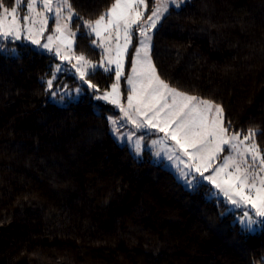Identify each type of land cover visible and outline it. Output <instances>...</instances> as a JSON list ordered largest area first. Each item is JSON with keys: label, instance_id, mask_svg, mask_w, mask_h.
I'll return each instance as SVG.
<instances>
[{"label": "trees", "instance_id": "trees-1", "mask_svg": "<svg viewBox=\"0 0 264 264\" xmlns=\"http://www.w3.org/2000/svg\"><path fill=\"white\" fill-rule=\"evenodd\" d=\"M70 2L80 17L75 51L98 62L81 22L115 0ZM151 58L172 87L219 103L233 131L264 132V0L172 8ZM57 62L29 44H0V264H264V227L242 229L209 186L185 188L147 151L137 159L111 133L106 114L117 112L88 95L51 102L44 79ZM87 78L104 92L115 73ZM255 139L264 150V135Z\"/></svg>", "mask_w": 264, "mask_h": 264}, {"label": "snow or ice", "instance_id": "snow-or-ice-1", "mask_svg": "<svg viewBox=\"0 0 264 264\" xmlns=\"http://www.w3.org/2000/svg\"><path fill=\"white\" fill-rule=\"evenodd\" d=\"M148 2L149 0H115L95 21L83 20L82 26L90 29L96 37L101 38L102 33L108 34L103 37L100 46L104 48L107 64L115 65L116 82L111 85V91H105L97 99L119 107L127 121L137 130L148 128L163 133L152 144L159 145L167 159L176 164L187 187L195 190L207 180L218 190L217 195L222 193L228 203L237 207L250 206L256 218H264V150L255 139L257 135H264V132L252 128L246 134L233 131L231 121L226 119L225 110L219 103L181 91L161 79L149 55L151 37L148 32L156 28L157 23L168 12L170 2L179 7L184 0H155L151 14L144 20ZM21 3L22 0H13L12 6H6L0 0V40L25 38L40 45L39 37L46 30L49 14L54 13V31L59 35L55 38L49 35L48 43L41 47L52 51L51 45L54 39L57 40L59 43L55 48V55L62 61L71 62L75 59L77 64L73 67L80 73V79L88 87L97 89L96 85L85 80V67H103L105 71L112 69L104 65L103 57L101 63L95 65L83 55H74L70 38L75 37L76 32L70 30V23L74 16L77 19L80 17L73 10L70 0H26L27 12L22 16L19 11ZM134 27L139 30L143 40L140 42L141 46L135 49V56L131 60L132 74L126 77L130 91L125 107L120 103V79ZM113 32L118 41L114 55L111 54L113 50L104 46L103 42L110 40ZM121 38L123 44L119 43ZM61 46L65 50L62 51ZM61 70L57 65L56 71ZM47 83L51 89L53 81L49 80ZM110 122L114 125L117 123L115 120ZM127 138L131 140L132 135L129 134ZM169 141L173 143L169 144ZM225 151L229 154L221 156ZM136 152H140L139 139L136 141ZM159 154L158 152L157 155ZM218 159H222V163L213 167ZM209 170L211 174L205 175ZM257 222L258 219H253L249 211L243 212L241 223L251 228ZM259 222L264 224V219H259Z\"/></svg>", "mask_w": 264, "mask_h": 264}, {"label": "rangeland", "instance_id": "rangeland-1", "mask_svg": "<svg viewBox=\"0 0 264 264\" xmlns=\"http://www.w3.org/2000/svg\"><path fill=\"white\" fill-rule=\"evenodd\" d=\"M188 1L189 0H184V2L181 3L179 7H177L176 4L170 2L168 5V12L172 8H181ZM154 5H155V1H154ZM154 5L152 7H154ZM152 7L150 6V3L148 2V8L144 10V12H145V15L143 18L144 20H146L147 16L151 14ZM38 10H40L39 5H38ZM19 11H20L21 16L23 14H26V12H27L26 0H22L21 7H20ZM167 13L165 14V16L167 15ZM66 14H67V12L65 10V15ZM164 17L157 23L156 28L151 29L148 32V35L151 37V40L149 41V46H150L149 47V55H150V57H151L152 40H153L154 33H155L156 29L158 28V26L161 24ZM75 18L76 17L74 16L72 22L70 23V30L73 32H76V36H77L78 30H76L73 27V21L75 20ZM81 24H83V21L81 22ZM37 27H38V25H37ZM54 28H55L54 13H51V14H49V22H48V25L46 27L45 32L43 33L42 36L39 37L40 45L33 44V43H31V41L29 39H25V38H22L20 40H14V41L11 39L0 40V44L3 41H13V42L25 43V44L31 45L33 48H35L38 51L53 55L58 60V62L54 66V70H53L52 75L50 77H47L46 79H44V81L46 82V87H47V91L49 93V99L51 102H53L59 106H67L68 104H70L72 102L80 101L85 95H88L93 101H95L99 105L106 106V107L113 109L118 114L107 113L106 116H107L109 124H110L111 133H112L113 137L117 140V142L120 145H127L129 147V149L132 151V153L134 154V156L139 160H143L145 158V152L147 151L151 155L152 160L155 163L163 164V166L165 168L169 169L170 171H172L175 174L177 179L184 185L185 188L192 190L185 185L183 178L180 177L179 170L176 167V164L173 161H169L167 159V156L164 154L163 151H161V148L159 145H153L152 144V141L157 140L160 137H162L163 133H158L155 131V129H148V128L137 130L132 123L127 121V118L120 111L119 107H117L116 105H113V104H111L105 100L97 99V97L101 96L105 91L100 92L97 90L98 88L97 89L90 88V87H88V84L84 82V80L80 79V73H78L76 71V69L73 67V65L77 64V61L75 59H72L71 62L62 61L60 59V57H57L55 55V48H56L57 44L59 43L57 40L54 39L53 44L51 45L52 51H48L47 49H44L41 47V45L48 43L47 37L49 35L54 36V38L59 35L58 33H55ZM85 30H86V32L89 33L90 36L93 37V41H95V43L92 42V45L100 50L102 57L104 58V60H103L104 65L112 69V71H105L103 67H97V68L93 69L91 67L86 66L84 69L85 72L87 73L85 76V80L89 81L87 76L91 72H94L95 70H98V69L104 70L105 72H114L115 73V65L114 64H112V65L107 64V57L105 56L104 48L100 46L103 37H106L108 34L102 33V37L98 38V37H96L95 33L90 32V29L85 28ZM76 36L71 37L70 39H72V51H73L74 55L78 56L81 54H78L75 51ZM141 40H143V37H141L139 30L135 29V27H134L132 42L129 45L127 53L125 54V57H124L123 75L121 76V79H120V91H121L120 103L122 105H124L125 107H127V97H125V94H124V87H123V81L124 80L126 81V88H127L128 94L130 91V86L127 84V80H126V67H127V59H128L127 57H128V54H129L131 48L134 45V42L137 41L139 43V45L137 47V48H139L141 46V43H140ZM103 42H104V46L110 47L113 50V52L111 54L114 55V50H115L116 44L118 42L116 40L115 32H113L110 40H104ZM119 43L123 44L122 38L119 40ZM61 49H62V51L65 50L63 46H61ZM13 53L15 54L16 52L14 51ZM85 59L90 61L92 64H95V65H99L101 63V60H102V58H101L100 61L95 62V61H92L86 57H85ZM151 60H152V58H151ZM152 63H153V61H152ZM57 65H59L60 68L62 69L59 72L56 71ZM131 74H132V72H130L129 75H131ZM49 80L53 81L51 89H49L48 83H47ZM115 82H116V77H115ZM108 91H111V88ZM53 93H55V95H53ZM96 111L100 112L99 109H96ZM112 120L117 121V123L115 125L112 124L110 122ZM114 129H118V131H114ZM129 134L132 135L131 140H128V138H127ZM138 139L140 140V152L139 153L136 152V141ZM171 143H173V142L169 141V144H171ZM158 152L160 153L159 155H157ZM228 154L229 153L227 151H225L224 153L221 154V156L228 155ZM221 163H222V159H218L214 162L213 167H215ZM181 167H183V166L181 165ZM209 174H211V170H209V172L205 173V175H209ZM196 175L198 176V174H196ZM202 183H203V185H207L211 188V191L208 194L209 198L220 199L228 205V211L233 212L235 214V222H237L242 229L247 230L248 232H251V233L259 232L263 229L264 224H261L259 222V219H264V218H256L254 216V210L250 209V206H243L242 205L240 207H237V206L231 205L230 203H228L226 201V199L224 198L222 193L217 195L218 190L211 183H209L207 180H204ZM244 211H249L250 215L253 216V219H258L257 224L252 225L251 228H249L246 224L241 223V221L243 219V212Z\"/></svg>", "mask_w": 264, "mask_h": 264}]
</instances>
